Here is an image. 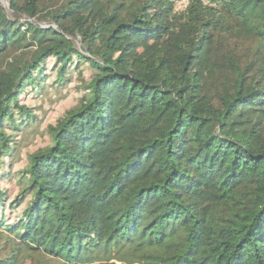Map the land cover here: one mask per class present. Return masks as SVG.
<instances>
[{"label":"trees","instance_id":"1","mask_svg":"<svg viewBox=\"0 0 264 264\" xmlns=\"http://www.w3.org/2000/svg\"><path fill=\"white\" fill-rule=\"evenodd\" d=\"M4 1L0 264H264V0Z\"/></svg>","mask_w":264,"mask_h":264},{"label":"rangeland","instance_id":"2","mask_svg":"<svg viewBox=\"0 0 264 264\" xmlns=\"http://www.w3.org/2000/svg\"><path fill=\"white\" fill-rule=\"evenodd\" d=\"M187 0H179L178 1V8H182L185 6ZM2 6L7 10V3L4 0H0ZM42 3L46 4H56L58 0H41ZM170 38V34H163V35H153L149 37L142 38V44L138 49V52H140L145 47H148L149 45H157L162 46L164 45ZM52 63V60L50 59L48 62V65L50 66ZM51 75H54V72L50 73ZM75 87H72V84L68 85L67 87H64L62 91H55L51 89V91H48L49 94L45 96L44 98H36L33 99L31 94H26L24 98L21 100V102H25L29 104L30 106H37L40 103H43L42 106H44V111L41 112L40 116L42 118V122L40 125L39 132L30 138L28 141H25L22 146H20V154L21 158L20 160L15 162V166L22 165V160L28 155L29 153H32L36 151L39 148H43L45 145L48 144L49 138L48 135L45 132V128L47 124H54L57 119L62 117L66 110L72 108L74 105L77 104V91L74 90ZM79 95V94H78ZM0 231H3L0 228ZM4 246L3 242H0V248ZM4 254V251H1V255Z\"/></svg>","mask_w":264,"mask_h":264}]
</instances>
